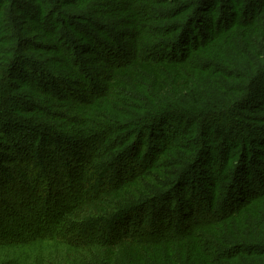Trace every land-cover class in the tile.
<instances>
[{"label": "rangeland", "instance_id": "rangeland-1", "mask_svg": "<svg viewBox=\"0 0 264 264\" xmlns=\"http://www.w3.org/2000/svg\"><path fill=\"white\" fill-rule=\"evenodd\" d=\"M99 3L107 7L103 9ZM108 3L111 6L97 0H0V45L15 51L13 79L10 80L12 87H8L3 102V113L8 119L0 123V193H5V196L1 194L0 200L7 199L10 202L12 206L8 210H12L11 215L14 217L16 212L12 208L15 203L20 205L18 201L21 202L22 197L17 192L20 182L11 177L10 170L16 163L22 164L21 161L25 162L21 167L28 179L23 189L25 203L39 200V205L42 198L45 200L46 191L50 193L52 189L54 193L55 187L69 195L66 203L80 194L86 198L92 196L91 192L84 189L91 186L89 191H92V186L98 185L93 178L87 183H75L73 192L69 191L68 186L71 177H80L82 170L87 167L88 163H85L88 158L100 168L96 175L103 173L104 176H113L114 165L125 172L134 168L142 172L149 195L131 199L116 212L108 213L110 216L104 219V224L111 223V232L117 229L116 237L123 233L125 239L134 241L130 242L133 247L137 244L159 245L162 244L159 240L166 238L164 244H171L169 247L174 249L175 244L184 239L179 234L186 228L197 226L203 248L214 253L213 262L264 264V220L254 226L253 234H239L237 239L225 236L229 250L212 239L211 230L205 231L206 227L224 221L223 217L229 214L230 204L236 205L241 199V202L249 200V196L254 198L259 195L258 190H264V182L256 188L260 178L264 179V0H120L115 4ZM124 3L140 8V15L134 13L139 29L149 33L159 31L157 34H163V37L167 35L162 41L171 34L181 33L180 27L169 23L171 20L179 22L186 9L191 12L196 3L197 6L200 4L202 11L198 15H193V11L189 13L194 21L185 30L183 41L175 43L176 38L171 44H166V39V45L158 46L154 51L163 54L169 50L181 52L180 48L182 51L191 50L196 37L199 36L198 40L202 42L205 41L204 35L214 36L222 32L221 37L206 48L207 54L211 53V56L205 61L209 63L204 62L202 68L208 71L209 77L206 82L204 79L195 80L182 97L171 98L168 105L159 104L144 94L126 91L118 95L115 104L119 102L120 117H125L127 122L119 123L118 119H114L109 123L112 126L107 127L105 123L103 125L106 127L99 126L98 129L94 124L95 128L84 133V129L82 131L78 127L85 123L78 120L73 107L56 106V100L62 101L59 98L63 95L78 97V102L85 96L89 99V95L95 94L93 84H101L93 78L91 70L83 68L85 64L82 56L73 65L82 71V76L65 72L67 57L73 60L81 53L77 51L76 45L82 42V37L74 32V25H78L86 38L98 41L93 47L102 57L107 58L109 55L114 62L118 61L116 55L120 54L119 60H125L127 54L132 52L127 42L133 40L127 36L118 40V37L133 33L125 27H118L122 22L115 17L109 18L106 13L123 8ZM105 9L108 10L103 11ZM106 16L110 20H104ZM84 17L88 20L81 21ZM233 24L237 25L236 29ZM226 26L230 27L227 31ZM45 27L54 37L51 38L55 48L59 46V58L53 59L52 53L46 55L26 51L27 46L39 41V33L45 35ZM251 36L254 40L251 39L249 45ZM68 40H73V43H67ZM146 47L147 44L141 42L139 48L143 50ZM86 74L90 77L88 82L84 78ZM219 80L237 88L233 97L241 100L239 107H246L238 112V118L246 126L254 127L256 132H247L241 126L236 135L230 131L223 132L219 125L226 126L225 121L214 123L218 124L214 129L205 130L207 120L202 116V106L231 100L224 93ZM86 82L88 87L82 84ZM253 85H256L254 89ZM49 94H56L57 97ZM13 95L20 98V104H15L10 97ZM246 99L249 100L243 101ZM22 102L31 105L32 113L29 111L23 115L16 110V105H22ZM228 111L231 112V109L228 108ZM240 133H244V136ZM80 134L92 136L88 139ZM31 141L34 145L29 144ZM129 149L131 152L126 156ZM23 155L26 158L23 159ZM159 156L162 161L154 162ZM222 163L224 166L216 171ZM151 165H154L152 169ZM129 176L128 173L125 177ZM253 178L257 181L256 185L254 182L248 185ZM8 184L10 189L7 191L4 187ZM237 186L241 188L235 189ZM242 187L253 188L248 193L249 188ZM62 193L59 195L60 200ZM15 207L22 214L27 212ZM7 214L2 211L0 217ZM142 218L146 219L143 226L140 225ZM12 222L6 225L8 229L5 234L16 233ZM22 223L19 219L16 222L17 225ZM144 227L152 228L149 230L152 232L150 237L158 239L157 242L148 243L137 238L138 232L141 233ZM246 238L251 242L244 240ZM46 244L51 245L53 242ZM239 248L242 251L249 249L247 251L262 256L254 263L231 258L230 255L237 253ZM51 251L59 254L54 249H47V252ZM100 252V249H94L92 253L99 255ZM60 253L63 258L68 256L72 261L76 258L75 253L68 249H62Z\"/></svg>", "mask_w": 264, "mask_h": 264}, {"label": "trees", "instance_id": "trees-1", "mask_svg": "<svg viewBox=\"0 0 264 264\" xmlns=\"http://www.w3.org/2000/svg\"><path fill=\"white\" fill-rule=\"evenodd\" d=\"M97 1L106 2L107 5L111 6V4L108 3L109 1L115 4L120 0ZM74 4H76V2L73 3V5ZM99 4L102 5L103 9L107 7L103 6L104 3ZM133 5L137 6L136 3H133ZM200 6V4L198 6L197 3L195 4V8L192 10L193 15H198L202 11ZM107 10L108 9H105L103 11ZM140 11L139 7L134 8L130 4L124 3L123 8H116L115 10H108L106 12L109 18L112 19L115 17L119 22H122L118 24L119 26H116L125 27L134 34V36L133 34L128 36V34L126 35V33H124L118 37V40L123 36H127L130 40H133L127 42L130 44L129 46H131L132 52L127 54L125 60H119L120 54L116 55V58L119 59L118 61L114 60V62L111 61L109 55L107 58L102 57L95 47H93V44H96L98 41L94 38H86L78 25H74V32L79 33L82 37V42L76 45L78 47L77 51L81 53L77 56L78 58L73 60H69L70 58L68 59L67 57L68 64L64 67L65 72L69 75H76L77 77L82 76V71L73 66L75 60L82 56V62L85 64L83 68L91 70L93 78L101 84H93L92 87L96 89L94 91L95 94L89 95V99H86L85 96L81 98V102H78V97L72 98L62 94L63 96L59 98L62 101L56 100L57 103H55L58 107L69 106L75 109L74 112L78 120L85 123L84 126L81 124V127H78L79 130L83 128L84 131H82L84 133H86V130L92 129V127L95 128L94 124L97 125L96 128L98 129L99 126H101L100 128L106 127V125H103L105 123H107V127L112 126L109 123L114 121V119H118L119 123L127 122L125 117H120L119 102L115 104V99H117L118 95H123L126 91H134L139 95L144 94L154 98L159 104L168 105L171 98L182 97V95L192 87L195 80L203 81L204 79V82H206L207 77H209L207 74L208 71L202 68V64L210 59L211 56V53L207 54L208 51L206 48L213 45L214 42L218 40L219 36L221 37L222 32H217L214 36L206 34L203 36L205 41L202 42L198 40L199 36L196 37L198 41L194 39V47L191 50L182 51V48H180L181 52L169 50L163 54H159L157 51H154L158 46L171 44L176 38L177 40L175 43L183 41L182 38L185 37V30L188 29L194 21V18H190L191 16L189 14L192 11L189 12L186 9L185 13L181 14L183 16L180 17L183 18L180 19L179 22L174 19L169 22L180 27L181 33L169 35L164 39L165 41L168 39L166 44L165 41L162 40L167 35L163 37V34H157L159 31L149 33L148 31L139 29L135 15H140ZM120 15L121 17H119ZM108 17L106 16L104 20L108 19ZM84 18L80 20H88L86 17ZM175 23L179 24L177 25ZM233 26L234 29L237 28L236 24H233ZM101 27L106 28L107 26ZM229 28V26H226V31ZM44 33L45 35L39 33V35H37V37L40 36L39 41L34 45L27 46L28 48L26 51H34V53L37 54L45 53L46 55L52 53L54 55L53 59L59 58L61 53L59 51V46L58 49H56V45L53 44L55 43L52 41L54 37L49 34L48 31H44ZM251 39L254 40V37L251 36V38H249V45H251ZM72 41L73 40H68L67 43H73ZM141 42L146 43L147 47H151H146L141 50L139 48ZM155 43L159 44L155 45ZM68 48H71V46ZM167 54L169 58H167ZM176 54L179 56H176ZM200 56L203 58H200ZM14 59L15 51L13 49L7 50V48L0 45V123L8 119V116L3 113V102L5 101L4 96H7L8 87H12L10 80L13 79L12 71L15 67ZM205 63L208 64L209 61ZM201 74H203V76H200ZM89 76H91V74H89ZM223 77L225 78L226 76ZM84 78L85 80L87 79L88 82L90 77L86 74ZM228 78L230 77H226V79ZM219 81L224 93H226V96L231 100L225 103L216 101L202 106V111L204 112L202 116L206 117L205 119L207 120L205 130L214 129L216 125H218L214 123L225 121L227 122L226 126L222 124L219 125V128L222 129L223 132L230 131L231 134L236 135L240 131V126L247 132H256L254 127L250 125L246 126L238 118V116H240L238 112L241 111V108L246 109V107H239L241 100L239 101L238 97H233V92H235L237 88L232 87L231 84L224 83L222 80ZM87 82L82 83L84 84L83 86L88 87ZM255 86L256 85H253L252 89H254ZM57 93L59 92L57 91ZM249 93L250 92H248V94ZM52 95L57 97L56 94ZM126 95L128 96V94ZM10 97L15 104H20V98H16L14 95ZM248 100L249 99L243 101ZM251 101H253V99H251ZM30 106L29 103L25 105L22 102V105H16V110L25 115L24 113L32 111L33 108ZM228 108L231 109V112L228 111ZM212 120H215V122L213 121V123H211ZM23 128H25V126ZM90 132L91 131H89L88 134H90ZM240 134L244 136V133ZM80 135L86 136L85 138L89 137L87 134ZM32 143L34 145L32 141L29 144L31 145ZM1 149L3 150L2 147ZM130 152L131 149H129L126 156H128ZM3 157L2 155V158ZM24 158H26V156L23 155V159ZM154 160V162H161L162 158L159 156ZM21 163L24 164L25 162L21 161ZM22 164L16 163L10 171L12 173L11 177L16 178L20 182L17 188L19 191L17 192L21 193L22 200L21 202L18 201L20 205L16 203L15 205L18 209L27 210L28 213L26 211L25 214L20 213L14 205L12 209L16 212V215L13 217L11 215L13 214L11 212L12 210H8V207L12 206L10 202L7 201V199L4 201L0 200V215L2 211L8 213L7 216L2 215L4 216V220H2V216L0 217V264H94L96 260V264H218L213 262L214 253H209L203 248V240L200 238V232H197V226L193 229L186 228L185 231L181 232L179 236L184 239L177 242L175 244L176 247L171 249L172 247H169L171 244H164L166 238L160 239L159 243L162 244L159 245L144 246L137 244L133 247V244L130 242L134 241L125 239L126 237L122 235L123 233L118 234L116 237L115 231L117 229L114 228V232H111V223L104 224V219L110 216L108 215L110 211L112 213L116 212L121 206L128 204L131 199L144 198L149 195L141 171H137L133 168L129 172H125L124 170H119L118 167L114 165L115 174L113 176H104L103 173L96 175L100 172V168L91 158H88L85 163L87 167L82 170L80 177H71V182L68 186L69 191L73 192L75 183L80 184L84 183V181L87 183L90 181V178H93L98 185L92 186V191H89L91 186H86L84 189L91 192L92 196L86 198L84 195L80 194L75 198L73 197V201L66 203L69 195L64 192L62 193L60 188L58 189L55 187L54 193L52 189H50V193L46 191L45 200L42 198L39 205V200H35L33 203H25V192H23V189L28 179L24 169L21 167L23 166ZM223 166L224 163H222L216 171L221 170ZM153 167L154 165H151L150 169ZM128 173L130 176L127 178L125 176ZM72 175V168H70V176ZM254 180V178L249 180L251 184L248 185L251 186L253 182L254 185H256L257 181ZM263 182L264 179L260 178V184L256 188H259ZM223 183L226 184L225 181H223ZM4 188H7L8 191L10 185H5ZM237 188L241 187L237 186L235 189ZM242 188H249L248 193H250L253 187ZM258 192L259 195L254 198L249 196V200L244 199V201L241 202V199L236 205L234 203L232 205L230 204L229 214L223 217L224 221L218 225L206 227L205 231L211 230L210 236L212 239L219 242L221 246L227 250H229L230 246L225 236H232L234 239H237L239 234L244 235L248 232L253 234L254 226L258 223L261 224L264 220V207H262L264 204V190L262 191L260 189L257 193ZM60 193H62L61 200L59 197ZM76 193L77 192H75V194ZM1 194L2 193H0V197H2ZM18 219L23 223L17 225L16 222ZM145 220L146 219L142 218L140 225H145ZM11 221H13L12 224L14 223L13 226L16 227V233L5 234L8 229L6 225ZM113 223L115 222L113 221ZM116 224L117 223H115V225ZM150 229L152 230V228L144 227L141 233L138 232L137 238L148 243H153V241L157 242L158 239L150 237L152 234V232H149ZM177 237H175V239ZM244 240L251 242L249 238ZM46 242H53V244L48 245ZM61 246H64V248L59 249ZM157 246L160 247L156 248ZM255 247H258V245ZM47 249H54L55 252L59 254H54L52 251L47 252ZM62 249L66 251L68 249L74 252L76 255L75 260L72 261L68 256L63 258L60 255ZM94 249H100V254L94 255L92 253ZM247 250L249 249L245 251L243 249L242 251V248H239V250L236 251L237 253H233L230 256L231 258L237 257L238 259L249 260L253 263L262 256L259 255V253ZM92 255L94 261L91 259Z\"/></svg>", "mask_w": 264, "mask_h": 264}]
</instances>
